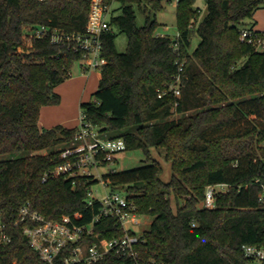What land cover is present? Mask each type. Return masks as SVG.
<instances>
[{"label": "trees", "instance_id": "obj_1", "mask_svg": "<svg viewBox=\"0 0 264 264\" xmlns=\"http://www.w3.org/2000/svg\"><path fill=\"white\" fill-rule=\"evenodd\" d=\"M112 1L120 12L111 14V30L103 35L107 63L99 69L95 100L82 102L81 111L102 136L123 138L126 149L163 148L173 175L163 181L160 163L150 157L140 167L103 174L114 189L127 190L137 212L152 222L136 245L137 259L111 252L95 264H245L242 245L264 244L256 181L264 182V50L243 41L240 31L254 28L250 20L264 0H207L200 21L196 0H179L174 38L156 32L163 0L107 4ZM90 5L0 0V156L9 154L0 158V212L13 236L0 245V264H49L30 245L25 222L17 224L23 205L54 220L79 213L81 224L98 214L99 202L91 205L87 198L98 179L80 177L74 184L68 175L49 174L42 181L67 161L62 152L78 126L39 124L42 107L61 102L56 87L82 58L50 34L85 32ZM136 7L145 17L142 26ZM42 26L48 32L35 36ZM114 27L128 37L125 52L116 48ZM194 31L201 41L190 52ZM178 75L180 96L171 89ZM216 183L231 187L208 208L205 191ZM123 234L116 219L106 217L85 240Z\"/></svg>", "mask_w": 264, "mask_h": 264}, {"label": "built area", "instance_id": "obj_2", "mask_svg": "<svg viewBox=\"0 0 264 264\" xmlns=\"http://www.w3.org/2000/svg\"><path fill=\"white\" fill-rule=\"evenodd\" d=\"M46 1V0H39ZM90 13L83 33H65L58 29L52 30L50 34L52 42L70 43L76 51L81 52V66L83 72L99 70L107 63L103 56V35L111 30L110 16L112 14L111 4L107 0H90ZM172 1V0H169ZM178 3L179 0H175ZM46 26L36 30L35 36L43 37L47 33ZM33 36H31L32 38ZM240 37L258 50H264V31L253 27H244L240 31ZM29 38V39H31ZM183 70V65L180 66ZM181 75L177 76L175 84L171 89L180 96ZM160 93L159 96H162ZM126 149L123 138H108L102 136L99 127L86 119L81 111L80 124L74 136L72 144L67 147L62 156L67 161L50 173H46L43 182L48 175H68L75 180L80 177L100 176L99 182L106 187L109 185L101 174V166L107 165L110 172L117 171L113 166L117 161V154ZM98 175V176H97ZM260 183L261 192L259 200L264 202V182ZM93 186V185H92ZM92 186L88 189V202L93 205L99 202L98 214L90 223L81 224V214L75 217L62 216L58 220L48 219L42 213L32 210L29 204L20 209V218L17 224L25 222L24 233L30 245L39 254L40 258L49 264H95L105 258L109 253L115 252L120 257L138 258L136 245L141 241V235H137L130 224H140L137 206L129 200L128 195L119 190H108L101 197L92 196ZM231 187L228 183H216L208 185L205 191L204 205L208 208L216 206V197ZM115 218L117 224L123 229L122 236L112 238H98L94 242L85 240L94 230V225L102 218ZM9 224L2 218L0 212V245L12 241ZM246 258L245 264H264V244L242 245Z\"/></svg>", "mask_w": 264, "mask_h": 264}, {"label": "rangeland", "instance_id": "obj_3", "mask_svg": "<svg viewBox=\"0 0 264 264\" xmlns=\"http://www.w3.org/2000/svg\"><path fill=\"white\" fill-rule=\"evenodd\" d=\"M206 1L207 0H196L194 4L196 8L200 9L198 21H200L207 12ZM162 4L163 7L156 11V19L158 22V27L156 29V32L157 34L169 35L174 38L175 36L178 35L179 32L178 22H177V3L175 0L172 1L163 0ZM119 6L120 3L118 1H115L113 3L112 11H111L112 14H118L120 12ZM136 10H137V24L138 26H142L145 22L144 14L137 7ZM253 24L264 30V5L256 11L254 17L250 20V26H252ZM114 31L116 33L115 44L117 50L119 52H125L128 46L127 35L124 32H121L118 27H114ZM200 41H201L200 36L195 31L192 32L191 45L189 47V51L193 52L200 43ZM98 72L99 70H93L92 74L94 73L93 75H96ZM80 74H81V66L79 63H76L72 70V76L56 87V90L58 89L57 91H61L59 93L60 94L62 93V96L64 97L63 98L64 104H67V102L71 103L72 94L74 93V90L77 87V84L79 83V81L76 79L79 77ZM96 81H97L96 79L91 80V83L88 84L89 93H87V96L84 101L95 100L93 94L97 90V86H98V81L97 83ZM64 108H66L65 105ZM80 110L81 108L78 107L77 123H79ZM178 116L179 114L175 113L173 115V118H177ZM46 152L47 150L40 151V153H46ZM16 155H20V153ZM8 157L9 154L0 156V158H8ZM149 157L151 159L157 160L160 163L161 166L160 177L163 181L169 182L172 179L173 169L171 162L166 159L165 151L163 148L150 147L149 152H146L141 148L123 150L117 154V161L113 166V168H115L117 171H125L136 167H140L142 165L149 163ZM108 172H110V169L107 165L101 166V174H106ZM97 178L98 180H100L101 177L98 176ZM108 190H119L127 195V190L125 189H121V188L114 189L111 185H108L105 189L100 182H97L92 186V196L101 197ZM139 218L141 220L140 224L138 225L130 224V227H133L135 229L137 235H141L145 230H148L152 222V218L148 215H139Z\"/></svg>", "mask_w": 264, "mask_h": 264}, {"label": "crops", "instance_id": "obj_4", "mask_svg": "<svg viewBox=\"0 0 264 264\" xmlns=\"http://www.w3.org/2000/svg\"><path fill=\"white\" fill-rule=\"evenodd\" d=\"M254 28L256 30L264 31L258 26H254ZM92 71L93 70L83 72V70L81 69V74L76 79L79 81V83L77 84V87L72 94L71 103L67 102V104H64V97L62 96V93H59L61 91H57L61 95V102L58 105H47L42 107L39 120V124L41 127L51 128L61 124L66 127L73 128L77 127L78 124H80V115L79 123H77V112L78 107L81 108L82 102H84L87 93H89L88 84L91 83V80L94 79H96L99 84V79L101 77L100 71L96 75H93L94 73L92 74ZM63 104L66 106V108H64Z\"/></svg>", "mask_w": 264, "mask_h": 264}]
</instances>
